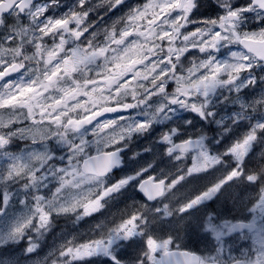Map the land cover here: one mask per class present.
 Wrapping results in <instances>:
<instances>
[{"label":"clouds","instance_id":"1","mask_svg":"<svg viewBox=\"0 0 264 264\" xmlns=\"http://www.w3.org/2000/svg\"><path fill=\"white\" fill-rule=\"evenodd\" d=\"M0 264H264V0H0Z\"/></svg>","mask_w":264,"mask_h":264}]
</instances>
